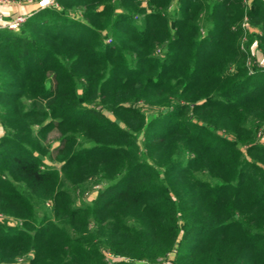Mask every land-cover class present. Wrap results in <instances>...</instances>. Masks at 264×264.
Instances as JSON below:
<instances>
[{
  "label": "trees",
  "instance_id": "1",
  "mask_svg": "<svg viewBox=\"0 0 264 264\" xmlns=\"http://www.w3.org/2000/svg\"><path fill=\"white\" fill-rule=\"evenodd\" d=\"M142 1L0 31V264H264V0Z\"/></svg>",
  "mask_w": 264,
  "mask_h": 264
},
{
  "label": "rangeland",
  "instance_id": "2",
  "mask_svg": "<svg viewBox=\"0 0 264 264\" xmlns=\"http://www.w3.org/2000/svg\"><path fill=\"white\" fill-rule=\"evenodd\" d=\"M249 2L250 0H244V4L249 6ZM146 0L142 1L141 3V8H144V10L147 11V4H146ZM2 7V10H0V31H6L8 33H12V34H27L28 30H30L29 28H26L24 26L25 22L27 21V19H29L32 15H34L37 12H41L43 11L45 8H49L52 10H56L59 11L61 10V7L55 2V0H44L43 3H41V1L38 2H34L33 0H0V8ZM173 7V6H172ZM170 10L172 9L171 7L169 8ZM67 15L69 16L70 19H74V20H79V21H83V11L80 8H69L66 10ZM47 16V15H45ZM43 16V18L45 17ZM141 16V15H140ZM140 16H138V18H140ZM22 19L21 22H16V19ZM246 21V19L244 18V22ZM245 23L242 24V26H244ZM248 34L251 35H256L257 34V30L253 29L252 27L247 28L246 31ZM103 35V40L104 42H109L111 40L110 36H108L106 34V32H102ZM243 40L245 41L244 45H246V38H243ZM245 47V46H244ZM243 47V48H244ZM159 51V50H158ZM258 50H255V44L253 42H251L249 44L248 47V52H250V55L252 57H257L258 56ZM252 61L249 60L248 61V65H252L251 63ZM264 66V64H263ZM137 106H143V107H139V108H145L144 113L146 116H148L149 111L148 108L146 106L143 105L142 102H137L136 104ZM150 110V109H149ZM106 116L108 117L109 120H113L114 118L110 115L106 113ZM3 134V129L2 126L0 124V137ZM58 139V135L56 132H52L48 135V137L46 138V142L45 145L48 146L49 149V157L47 158L46 156L42 158L43 162L46 165L49 166H54V167H59V163L57 162L56 158V149L59 146V143L57 141ZM255 139L258 142H264V124L260 125L258 132L255 134ZM50 146V148H49ZM104 184V182H100L97 181L96 179H91L89 181H87L85 184L77 187L74 191H73V196L76 199V204H88L90 203V201L92 200V198L96 195V192L98 191V189ZM1 218V216H0ZM6 219L11 222V218L6 217ZM27 258H29V256L27 255L26 257H22V258H17L15 259L17 262L21 263L24 260H27ZM106 259L108 260V264L112 263V261H124V262H130L131 260L127 259V258H119V257H112L110 255H107ZM170 259H164V260H157L155 262V264H173V262L168 261ZM150 264V263H147Z\"/></svg>",
  "mask_w": 264,
  "mask_h": 264
},
{
  "label": "built area",
  "instance_id": "3",
  "mask_svg": "<svg viewBox=\"0 0 264 264\" xmlns=\"http://www.w3.org/2000/svg\"><path fill=\"white\" fill-rule=\"evenodd\" d=\"M0 21H1V18H0ZM21 21H22V19H20V18L16 19V22H21Z\"/></svg>",
  "mask_w": 264,
  "mask_h": 264
},
{
  "label": "snow or ice",
  "instance_id": "4",
  "mask_svg": "<svg viewBox=\"0 0 264 264\" xmlns=\"http://www.w3.org/2000/svg\"><path fill=\"white\" fill-rule=\"evenodd\" d=\"M44 2V0H41V3H43Z\"/></svg>",
  "mask_w": 264,
  "mask_h": 264
},
{
  "label": "crops",
  "instance_id": "5",
  "mask_svg": "<svg viewBox=\"0 0 264 264\" xmlns=\"http://www.w3.org/2000/svg\"><path fill=\"white\" fill-rule=\"evenodd\" d=\"M0 10L3 11V10H2V7L0 8Z\"/></svg>",
  "mask_w": 264,
  "mask_h": 264
}]
</instances>
